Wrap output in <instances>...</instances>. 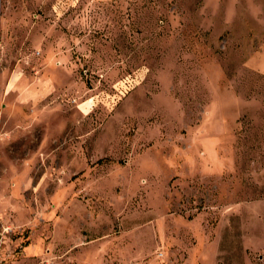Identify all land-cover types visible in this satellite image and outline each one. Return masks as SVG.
Wrapping results in <instances>:
<instances>
[{"label":"rangeland","instance_id":"obj_1","mask_svg":"<svg viewBox=\"0 0 264 264\" xmlns=\"http://www.w3.org/2000/svg\"><path fill=\"white\" fill-rule=\"evenodd\" d=\"M8 264H264V0H0Z\"/></svg>","mask_w":264,"mask_h":264},{"label":"built area","instance_id":"obj_2","mask_svg":"<svg viewBox=\"0 0 264 264\" xmlns=\"http://www.w3.org/2000/svg\"><path fill=\"white\" fill-rule=\"evenodd\" d=\"M0 264H8L2 240H0Z\"/></svg>","mask_w":264,"mask_h":264}]
</instances>
